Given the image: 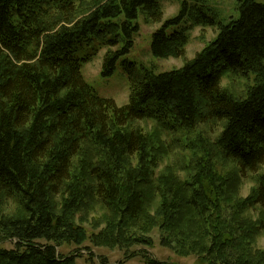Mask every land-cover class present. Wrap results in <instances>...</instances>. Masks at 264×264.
<instances>
[{
    "label": "trees",
    "instance_id": "1",
    "mask_svg": "<svg viewBox=\"0 0 264 264\" xmlns=\"http://www.w3.org/2000/svg\"><path fill=\"white\" fill-rule=\"evenodd\" d=\"M206 4L183 0L179 14L153 34L152 55L185 59L190 27L218 26ZM82 10L89 15L79 20ZM142 10L154 23L163 20L159 0H0V205L17 200L22 210L18 217L0 215V264H79L89 234L75 223L81 209L96 202L119 215V228L142 217L157 195L168 221L187 209V231L206 227L224 247L235 241L221 228L227 223L212 151L233 159L242 176L264 167V2L242 0L240 18L220 24L217 38L182 68L160 75L145 71L131 85L129 106L120 109L85 81L82 66L93 55L78 52L101 41L110 48L102 75L113 76L134 46ZM120 41L122 49L113 51ZM226 74L253 84L243 96H230L221 88ZM148 118L170 133L198 122L220 123L223 130L211 150L200 144L207 154L179 181L158 175L148 136L127 127ZM258 182L244 207L264 210V176ZM63 244L77 249L66 255L59 251ZM136 244L151 246L142 238ZM85 250L88 264H110L102 257L93 262L91 249ZM143 259L173 264L145 252ZM208 264L254 262L237 256Z\"/></svg>",
    "mask_w": 264,
    "mask_h": 264
},
{
    "label": "rangeland",
    "instance_id": "2",
    "mask_svg": "<svg viewBox=\"0 0 264 264\" xmlns=\"http://www.w3.org/2000/svg\"><path fill=\"white\" fill-rule=\"evenodd\" d=\"M182 1L159 0L163 11V20L160 23L150 21L143 10L139 12L135 22L139 25V31L134 35V46L130 53L118 62L117 69L111 77L105 78L102 75L104 58L110 50L108 46L103 45L101 41H95L79 50L78 57L93 55L90 62L83 64L82 75L100 98L114 101L120 109L128 107L131 85L133 82L143 80L145 71L160 75L182 68L186 59H194L197 53L217 38L220 24L226 25L240 18L239 8L242 0H206L209 15L215 19L218 26L190 27L187 31L189 40L185 46V59L155 58L151 51L153 34L162 28L166 20L179 14ZM260 1L264 2V0ZM77 15L79 20L83 19L89 15V10L79 11ZM123 45L124 42L120 41L111 49L120 50ZM127 61L132 63L134 68L129 66ZM249 84H253V79L248 82L226 74L222 78L221 88L228 91L230 96H243ZM129 126L141 130L148 136L151 151L159 161L156 171L158 175L164 177L170 174L179 181L186 180L192 173L194 162L198 161L200 156L207 154L200 144L206 145L208 151L211 150L212 144L219 140L223 130L220 123L212 125L198 122L193 129L170 133L153 118L130 121L127 127ZM173 142L176 144L174 145ZM212 152L213 165L220 178L219 185L222 187L218 200L225 216L222 221L227 223L221 228L226 231L225 237L235 241L224 247L220 245L221 240H215L206 227L201 230L195 227L194 232L187 231V224L192 217L187 209L179 213L175 222L168 221L164 217L163 202L159 195L153 196L151 201L149 199L142 217L136 221H128L119 228L116 227L119 225L118 214L92 202L91 205L81 209L75 217V223L89 233L87 241L81 247L79 264H88L87 260L91 254L85 250L87 246L94 255L95 263H99L102 257L110 264H118L121 261H127L128 264H143L145 252L150 257L173 264H208L217 257L231 259L237 256L248 258L254 264H264V210L259 206L253 208L243 206V203L248 201L257 190L258 179L264 176V167L258 173L248 172L242 176L233 159L223 157L217 149ZM135 164L136 159L133 161V165ZM60 203L58 198L57 205L59 206ZM21 211L17 200L0 205L2 216L18 217L22 214ZM137 238L149 240L151 246L137 245ZM216 241L219 244L216 248L219 249L214 250L213 255L206 257L205 252ZM6 246L9 249L13 247L9 243ZM76 249L74 244H63L59 251L68 255Z\"/></svg>",
    "mask_w": 264,
    "mask_h": 264
}]
</instances>
